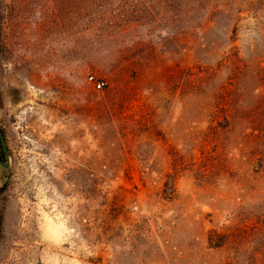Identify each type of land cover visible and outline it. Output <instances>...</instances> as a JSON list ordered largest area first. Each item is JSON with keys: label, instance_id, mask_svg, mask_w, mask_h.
<instances>
[{"label": "rangeland", "instance_id": "374dc122", "mask_svg": "<svg viewBox=\"0 0 264 264\" xmlns=\"http://www.w3.org/2000/svg\"><path fill=\"white\" fill-rule=\"evenodd\" d=\"M0 127V264H264V0H0Z\"/></svg>", "mask_w": 264, "mask_h": 264}, {"label": "water", "instance_id": "95a60500", "mask_svg": "<svg viewBox=\"0 0 264 264\" xmlns=\"http://www.w3.org/2000/svg\"><path fill=\"white\" fill-rule=\"evenodd\" d=\"M0 144H1V148H2V152H3V160L0 158V164L2 166H7L8 164V151H7V147L5 145V140H4V137H3V134L1 132V129H0Z\"/></svg>", "mask_w": 264, "mask_h": 264}, {"label": "trees", "instance_id": "16d2710c", "mask_svg": "<svg viewBox=\"0 0 264 264\" xmlns=\"http://www.w3.org/2000/svg\"><path fill=\"white\" fill-rule=\"evenodd\" d=\"M0 129H1V132H2L3 137H4V131L1 127H0ZM2 156H3V152H2V148H1V144H0V158H2ZM5 186H6V182L2 181V183L0 184V193L4 190Z\"/></svg>", "mask_w": 264, "mask_h": 264}, {"label": "built area", "instance_id": "2783aa9c", "mask_svg": "<svg viewBox=\"0 0 264 264\" xmlns=\"http://www.w3.org/2000/svg\"><path fill=\"white\" fill-rule=\"evenodd\" d=\"M88 80L91 81V83L96 87H100L102 85V81H98V80H95L93 79L91 76H88Z\"/></svg>", "mask_w": 264, "mask_h": 264}]
</instances>
